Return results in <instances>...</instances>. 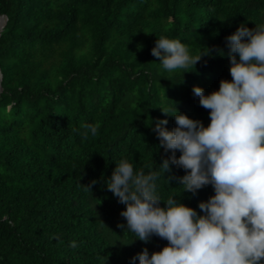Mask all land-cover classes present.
Here are the masks:
<instances>
[{"label": "trees", "instance_id": "obj_1", "mask_svg": "<svg viewBox=\"0 0 264 264\" xmlns=\"http://www.w3.org/2000/svg\"><path fill=\"white\" fill-rule=\"evenodd\" d=\"M0 16V264H133L161 251L166 240L126 229L106 183L127 159L134 173L159 174L160 207L173 197L203 215L214 189L168 183L185 172H161L171 152L154 121L171 131L182 113L210 124L192 89L231 81L226 38L264 25V0H0ZM161 37L208 54L169 72L151 55ZM86 124L99 125L95 137L84 139Z\"/></svg>", "mask_w": 264, "mask_h": 264}, {"label": "clouds", "instance_id": "obj_2", "mask_svg": "<svg viewBox=\"0 0 264 264\" xmlns=\"http://www.w3.org/2000/svg\"><path fill=\"white\" fill-rule=\"evenodd\" d=\"M226 42L231 81L221 80L219 90L208 95L200 87L192 89L200 106L210 110V124L205 127L177 112L173 130L166 128V119L154 121L152 129L159 147L171 152L160 164L161 172L171 173V166L185 172L170 175L168 183L175 179L193 195L207 185L214 189L215 195L198 205L203 215L173 197L160 207L155 194L159 174L134 173L127 159L116 164L106 183L126 206L120 215L127 230L144 243L152 236L168 242L151 255L143 249L133 264L137 259L139 264H264V25L249 29L241 24ZM207 54L192 56L185 44L165 37L151 50L169 72L195 67ZM83 127L84 139L89 132L97 135L98 124ZM95 183L84 185L85 190Z\"/></svg>", "mask_w": 264, "mask_h": 264}, {"label": "water", "instance_id": "obj_3", "mask_svg": "<svg viewBox=\"0 0 264 264\" xmlns=\"http://www.w3.org/2000/svg\"><path fill=\"white\" fill-rule=\"evenodd\" d=\"M6 22H7V17L6 16H0V32L3 29V27L5 26ZM1 81H2V74L0 72V93L3 90L2 85H1Z\"/></svg>", "mask_w": 264, "mask_h": 264}]
</instances>
